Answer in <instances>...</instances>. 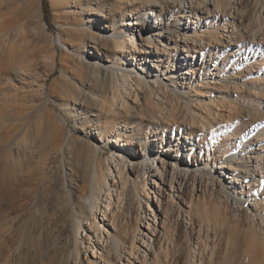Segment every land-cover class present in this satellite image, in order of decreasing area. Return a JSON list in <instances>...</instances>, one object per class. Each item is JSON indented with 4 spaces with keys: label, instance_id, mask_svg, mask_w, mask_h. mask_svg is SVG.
<instances>
[{
    "label": "bare ground",
    "instance_id": "bare-ground-1",
    "mask_svg": "<svg viewBox=\"0 0 264 264\" xmlns=\"http://www.w3.org/2000/svg\"><path fill=\"white\" fill-rule=\"evenodd\" d=\"M63 1L67 4L70 0ZM120 1L121 0H113L114 3ZM102 2L103 0H95L94 2L91 0H78L77 2H73L74 8L76 6L75 9H80L81 11L87 7L92 9L88 18L90 24L87 25L83 23L81 26L89 30L88 38L92 41L90 42L92 45L90 48L95 50L100 57L95 56V53H93L94 57H88L86 61H78L81 65L80 70L74 71L71 78L75 77L80 83L82 95L80 92L75 93L73 91L72 99H80L84 113L89 114V109L93 110L100 106L98 105V101L104 99L108 92H112V98L115 99V93H118L121 88L125 89L126 85L132 88V83H129L131 80V66H136L138 63L139 69L145 70L146 65L151 63V57L146 55L151 54L149 49H152V55H157L152 62H166L167 65L164 72H168L169 70V73H171V71L175 69L174 66H177L178 69L181 70L184 65H187L188 67L186 66L184 74L189 75L190 72V76L194 77L196 74L194 70L201 71L202 69H206V72L199 75L198 81L196 80V82L191 83L187 92L179 90L174 91V89L170 88L171 86H168L170 89L166 91L168 94L165 101L163 100L158 103L160 106L159 114H162V121L167 123V128L163 129L162 138L155 140V145L158 148L157 153H153L151 147H146L143 154L136 152L131 153V158H140L144 161L141 165V168L147 167L146 171H144V176L148 174L147 178L152 181V189L157 187V194H159L161 188L155 179H158L164 186L168 187L170 194L172 192L175 194L174 190L179 188L176 193L178 192L180 194L176 197L182 204L188 206L187 213L188 216H190L189 221L191 223L193 222L192 212L193 209L196 208L197 212L203 216V218L202 216L199 218L201 223L205 222L208 226L212 223L215 227L214 236H218L220 240L222 236L226 235V232L230 231L226 228L227 212H222V204H224L223 208H228L227 204L229 202L237 204L239 209L242 208L240 209L242 212L251 209L254 214L264 219V87L262 86L260 88V86H258L264 79L257 74L258 76L256 77L257 80L255 83H258V85L254 87L255 83L249 85V83H247L248 81L246 82L248 78L247 75L242 74L243 78L240 77L239 82H236L227 75L213 74L209 70L211 63H207L208 67L206 68L207 65L203 54H201L200 62L197 64L200 67L196 69L195 67H191L193 64L189 63L186 59L189 57L191 59L195 58L191 53V49H196V47H198L197 49H199V51L202 50V47H205L206 50L208 47L212 46L216 48L220 47L222 57L227 58L231 62H238L241 58L243 62L239 64L240 68L244 72H253V68H255L253 65L255 64V59L252 57V43L255 39L260 37V43L264 44V41L262 42L264 34L260 32L264 25V0H145L146 3L153 5L149 8V11L152 10L150 14H155L154 22L151 26L152 29L154 28L151 30L152 32H147L145 19L139 16L137 17L142 20H140V23H137L138 25L131 22L129 18L125 19V24L122 25H117L118 21H113L110 25L107 24V21L110 20L111 11L113 10L110 9L108 12L105 11ZM232 12L234 13L233 15ZM203 15H213L211 30L197 33L194 29L193 33L188 36L187 23H189L191 19L200 21ZM253 15L255 17L254 23L256 22L260 28V30L258 28V32L248 29L250 25L249 22L253 18ZM235 20L239 22L237 28H235ZM250 28H253V26ZM68 33L72 34L71 32ZM185 34L189 39L184 37ZM137 36L141 37L140 40L147 42L146 49L135 45L133 38H137ZM225 37H228L229 40L223 43L222 41H225ZM205 39L207 41H205ZM189 40L191 41L189 42ZM245 40H248V42ZM167 42L173 43L170 47L175 50V54L167 53L166 48L169 47L163 45ZM177 43L182 44L180 50ZM159 46L162 48L160 49ZM111 50L112 52L114 50L119 56L121 64L117 61L111 63L108 60L102 59V57ZM245 50L246 52H244ZM207 51L208 56L211 50L208 49ZM259 51L264 52V48L263 50L260 48ZM179 52L186 53L185 57L179 56ZM234 52L236 54H234ZM160 54L162 56L168 55L172 58L165 57L160 60ZM249 54L252 55V58L250 57V59L253 60L252 62H250L248 57ZM7 62L0 64V71L2 73L5 72L10 81H16L19 84L18 89L23 90L21 91L23 93L27 87L25 82L29 78V74H31L32 64L28 65L26 63L28 62V58H25L21 63H18L19 61H12L8 64ZM263 62L264 60L258 63V65L264 64ZM9 69H11L10 73L8 72ZM50 71L51 70H49V72ZM118 74H120L121 81L117 79ZM231 75L232 78L236 79L233 73ZM135 76L137 79H135L134 83L137 88H144L151 94L153 86L144 85L143 87V77L139 74ZM170 78L173 79L174 74H172ZM207 79H210L213 83L210 84ZM43 80H45V78ZM155 80L158 82L160 79L156 77ZM83 81L90 84L86 91L84 90L85 82ZM199 81L200 84L198 83ZM8 83L12 84V82ZM108 83H111V85L109 86ZM114 83L116 85H114ZM117 83L119 84L117 85ZM39 86L43 88V85ZM196 86H199L202 92L195 90ZM229 86L231 88L233 87L232 89L235 88V90L244 89V94L246 93L250 98L248 99L246 97L244 98V96L237 95L235 98L231 99L230 105L227 104L228 99L226 96H217V92H227L226 90L229 89ZM39 90L42 91V89ZM169 92H173V94ZM238 92L239 91H237V93ZM14 94L16 96V93ZM40 94H43V91ZM171 96H174V98ZM182 96H186L190 99L193 98L195 102L194 106L184 101ZM238 96L240 98H238ZM19 97L22 99L24 96L22 95ZM181 100L185 102H183L185 105L181 104ZM218 102L220 105H217ZM33 107L34 106H32V108ZM75 116L77 117L78 115ZM1 121L5 122V120ZM22 123H17L18 125L15 123L13 126L16 130L14 132L18 134L16 136L13 135L14 137L11 136L13 137L11 140L8 135L7 137L9 139H7L5 134H0L6 137L2 139L1 137L3 136H0V148H2L0 156L2 155L4 158L3 169L7 170V167L11 165H13V168L12 166L11 168L14 169L15 164L17 165L18 163H15V161L21 160L19 157V149L22 147V151H30V160H35L36 167L34 169H29V171L27 170V172H24L26 171L24 169L23 171L20 170V174L6 171L0 175V264H97L96 260L87 256V253L93 252V254H95V247H97L98 241L101 240L99 237V234H101L100 224L105 221L106 217H109L110 222H112V225L116 228V232L109 233L110 237L106 238V242H109V250L102 256V259H104V263L102 262L103 264H106V261L107 264H160L161 261L154 248L156 243L161 245L163 237L164 239L167 238L170 244H173V247L176 248L173 239H170L171 236L168 224L166 225L168 216L166 215V207H163L162 211H158L159 209H155L154 207L156 215L152 216L153 221H158V225H154V227L151 226L145 212H140V201L142 198L140 194L144 193L146 198L149 195L145 180L141 183L135 179L129 180L130 185L128 190L126 189V192L121 191L122 193L117 195L116 211H113V208L110 210L112 205L111 194H109V198L106 199L105 197L108 203L104 204L102 207V192L104 186L107 185V174H104V171L99 165V151L91 147L92 154H87L89 157L86 155V157L79 156L78 159H80V162L78 161V167L80 166L79 168L81 170L79 171L81 176L75 179L71 176V173L68 172L67 185L65 182L60 184L55 179L58 176L55 175L56 177H54L53 171L50 174L52 169L51 167H47V161L49 159H47V161L45 160V163L43 161V159L47 158L48 154L45 158L46 154L44 155L43 150L39 151V146L42 144L36 147L38 152L36 151L37 153L35 155V149H33L35 147L33 144L36 146L38 142L34 143L36 140L32 142L30 137L29 139L31 141H28L26 135H28L31 130L26 134L28 125H22ZM2 124V127L6 129L7 127L4 124L7 123ZM49 124H51L50 121ZM92 126L90 122L88 126L83 127L85 130H91ZM2 127L0 128L2 129ZM9 127L12 126L10 125ZM79 129L80 127H76L74 131L70 130L68 138L66 139L64 136L62 140L56 133V135L50 137L49 143L51 147L56 151L64 152L62 150L64 149L63 144L65 139L67 143L73 140V132H79ZM166 130L168 133H172V136H168L167 139H165ZM24 131L26 134L25 136H23ZM176 133H178V135H176ZM9 135H11V133ZM179 135L180 139L188 141V146H186L185 149L186 152L185 150L181 151ZM47 137L49 138V136ZM117 141H121V138H117ZM46 146L48 145H45L44 148H46ZM66 146L64 145V147ZM5 149H8L10 152L12 150L15 154H18L15 155L18 157L17 159L15 157L13 163L11 162L12 160L10 163L7 162L9 161L7 155L8 151L3 152ZM45 151H47V149ZM46 153H48V151ZM54 153L56 154L55 151ZM97 153L98 155H96ZM158 153L161 154L160 157L157 156ZM90 155H92V157H90ZM116 156L117 151H113L112 160L115 159V167H118L116 174L118 175L120 185L125 187L128 179L127 174H124L126 166L125 162H123V158H126V156L120 155V158ZM2 157H0V159ZM25 157H27V155H24V158ZM170 158L173 162L172 173L169 174L166 165ZM183 158L186 159L184 164L187 166V170L181 168ZM11 159H13V157ZM20 162L22 164V161ZM215 163L217 165H215ZM21 164L19 163L18 165L22 166ZM23 164H25V162ZM45 165L47 168L44 167ZM45 168L49 170L47 171ZM127 168L128 172L136 174V179L139 177V173L136 170L137 166L132 165L129 167L128 165ZM177 168L179 169L178 173L175 172ZM105 171H108L109 175L113 173L108 166ZM75 172L76 171H74V175H76ZM249 172H252L254 176L252 179L245 180L246 176L247 178L248 176L250 177L251 174ZM212 174H216L218 179L212 178ZM220 176L224 180H221ZM79 183L82 185L80 184L79 186ZM207 183L210 184L208 186L212 191L210 196L215 194L213 189L215 188L214 190H216L219 199L217 205L213 203L211 199L207 200L205 196L198 197L197 201H193L194 194H197V192L202 193L203 190L204 192L207 190ZM244 183L245 188L248 186L245 192L243 190ZM89 184L91 185L90 195L88 194L90 188ZM140 185H142V187H140ZM108 190L112 192L117 190L115 182L108 187ZM77 192H80V195H77ZM186 192L190 193V201H185ZM152 194L155 195V197L157 195L155 192H152ZM123 197H125V199ZM83 198H87L85 203L82 201ZM168 198H170V195H168ZM123 200H125L124 206L120 207L123 204ZM133 200L136 201L137 208L134 213L135 219L132 223L130 213L133 208ZM146 203H148V200H146ZM157 203L158 208L162 206L160 205L162 202L159 197L157 198ZM149 211L153 213V210ZM157 212H162L164 215L163 220L157 219ZM100 213H102V221L97 222V214L99 215ZM85 214L86 217L83 218ZM159 214L160 213H158V215ZM83 219H85L86 223L83 222ZM243 223L244 219L242 217V222L240 224L243 225ZM144 224L147 225V228L145 229L144 227L143 230ZM156 226L158 228H156ZM237 229L229 232L230 234L223 244L221 243L224 239L219 241L218 244L215 242L214 245H210L209 247L206 239L202 238L205 241L203 240L204 246H201L197 240L192 246L194 252L192 258L194 259V257L197 256L198 264H264V242H261L263 244H261V246H255L256 244H252V241L256 239L250 237L253 239H251L250 242L248 241V239L250 240L248 237L246 240L240 238L244 240V242L246 241V244L247 242L250 243L247 244L248 246L245 251L243 250L239 253V250H234L235 241L239 239V234H241V230L239 228ZM191 231L193 233V228H191ZM82 232H85L84 237H82ZM151 233L156 236L152 244L149 243L151 238L149 235H151ZM93 235L96 237V246L95 243L92 242ZM141 247L144 249L141 250ZM147 247H150V256L149 253H147ZM252 247L254 249H251ZM163 250L167 257L170 252L168 246L165 245ZM81 255L86 256L85 263L81 262ZM177 261L176 264H184L187 260L182 262L183 257L179 256Z\"/></svg>",
    "mask_w": 264,
    "mask_h": 264
},
{
    "label": "rangeland",
    "instance_id": "rangeland-1",
    "mask_svg": "<svg viewBox=\"0 0 264 264\" xmlns=\"http://www.w3.org/2000/svg\"><path fill=\"white\" fill-rule=\"evenodd\" d=\"M74 1L77 2L78 0H70L68 1L67 4L63 0H0V64L6 63L7 61L8 64H10L12 61H19L18 63H21L25 60V58H28V62L26 63L28 65L32 64L33 66L31 69V74H29V78L25 82L27 86L25 88L26 91L24 90L23 93L21 92L23 90L18 89L19 84L16 81H10L7 78L5 72L2 73L0 71V121L5 120V122L4 121L0 122L1 123L0 127H2L3 125L2 123H7L4 125L7 127L6 129L8 131V132L6 131L5 127H2L3 130L0 128L1 130L0 134L3 133L6 135V137L8 135V137H10L11 140L14 137L13 135L16 136L18 134L17 132H14L16 131L13 128L15 123L16 125H18L23 122L24 124L22 123V125L32 126V127L27 126L29 130L28 129L26 130V134H28L30 130L32 132L30 131L31 133L29 132V134L26 135L24 131L23 136L26 135L28 141L32 140L33 142L36 140L34 143L38 142L36 146L33 144V146L35 147L33 148L35 149L34 151L35 155L38 152L37 151L38 149L36 147L39 146V144H42L39 146V151L43 150L44 155L46 154L45 158L47 154L49 156V157L47 156L46 159H43V161L45 163L47 159H49L47 161V167H51L52 169L50 171V174L53 171L54 173L53 176L54 177L58 176L55 179L60 184H63V182H65L66 185L68 182V176H67L68 172L71 173V176L75 179L76 177L81 176V173L79 171L81 170L79 168L80 166L78 167L79 165L78 161L80 160L78 159L79 156L86 157L87 154H92L91 147L97 149L99 151V156H98L99 165L104 171V174H107V185L104 186V190L102 192L103 195L102 207L104 204L108 203V200H105V197L107 199L109 198L108 197L109 194H111L112 205L110 210H112L113 208V211H116L117 195L122 193L121 191L126 192L128 190L130 185L129 180L135 179L139 183L145 180V182L147 183L146 189L149 191V195L146 198V195L144 196V193L140 194L141 197L143 198V199L141 198L140 201L141 204L140 212H145V215H147V219L150 221L151 226L154 227V225H158V221L157 220H156L157 222L155 220L153 221V217H152L153 215L154 216L156 215V211H154V207L155 209L156 208L159 209L158 211L160 210L162 211L163 207L164 208L166 207L167 209L166 215H168L166 225L168 224V227L170 229L169 230L171 236L170 239L171 240L173 239V243H175L176 245V248L173 247V244H170L169 240L167 238L164 239V237L161 243L162 246L159 243L158 244L156 243L155 248L154 247L153 248L158 253L159 259L161 261L160 264H176V262H178L177 259L179 256L183 257L182 262H185V260H187L186 261L187 263L185 262L184 264H189V263L198 264L197 256H195L194 259L192 258L194 256L192 246L193 244H195L197 240L199 241V244H201V246L204 244L203 242L204 239H206V242L209 244V247L210 245H214L215 242L216 244H218L219 241H222V239L224 240L222 241V243L221 242L220 243L223 244L227 240V237L230 234L229 232L237 228L241 230L242 235L239 234V239L235 241L234 250H239L238 251L239 253L242 252L243 250L245 251L246 247L248 246L247 244L251 242L252 238L256 239V240L252 239L253 240L252 244L254 245L256 244L255 246L257 245L261 246V244L264 242V219L254 214L251 209H247L242 212V210H240L242 208L239 209L237 207L238 206L237 204H232L229 202L227 204L228 208H223L224 204H222L221 206L222 212L223 213L227 212L226 228L230 231L226 232L225 233L226 235L222 236V239L220 240L218 236H214V228H215L214 225L210 223V225L208 226L205 222L204 223L202 222L203 223L202 224L199 219L201 218L202 215H200L197 212V209L194 207H193L194 209L192 208L193 224L189 221L190 216H188L187 213L188 206L182 204V202H180V200L176 197L178 194H180L178 192L176 193V191H178L179 188L177 190L176 189L174 190L175 194L173 192L170 194L168 187L164 186L158 179H155L157 180V184H159L161 188L159 194H157L158 192L157 187H155V189H152V181H150L149 178H147L148 174L144 176V171H146L147 169V167L141 168V165L144 163V161H142L140 158H133V159L131 158V153L136 152L139 154H143L144 149L146 147H151L153 153L154 152L155 154L157 153L158 148L155 145V140L162 138L163 129L167 128L166 127L167 123L162 121L163 118L162 114H159L160 106L158 105V103H160L163 100L165 101V98L168 94V92L166 91H169L168 89L170 88L174 89V91L179 90L182 92H187L189 86H191V83L196 82V80L198 81L199 75L202 74L203 72H206V69L204 70L202 69L201 71L194 70L196 73L194 77L190 76V72L189 75L184 74L187 65L186 66L184 65L182 67L183 69L181 70H179L177 66H174L175 69L174 71H171V73H169V70L168 72H164L167 65L166 62L165 61L152 62V60L153 61L155 60L157 55L154 54L152 55V49H149L151 51V54H146V55L151 57L150 58L151 63L146 65L145 70L144 69L140 70L138 67V63L136 66H131V80L129 83L130 84L132 83L133 85L132 88H130V86L128 85L125 86V89L121 88V90L118 91V93H115V99L112 98V92H108L107 96L104 99H100L98 101V105L100 106L94 108L93 110L89 109L90 112L89 114L84 113L80 99L78 98L72 99V95L74 92L75 93L80 92L82 95V87L80 83L76 80V78L75 77L71 78V76L74 71L80 70L81 65L79 64L78 61H86L88 57H94L93 53H95V56L98 57H100V55H98L95 50L90 48L92 46L90 42L92 41L91 39L88 38L89 30L81 26V24L83 23H86L87 25L90 24V22H88V18L90 16V12L92 11V9L90 7H87L82 11L80 9H75L76 6L74 8V3H73ZM91 1L94 2L95 0H91ZM43 2L47 4V8L49 11L48 17H45L44 14ZM102 6L104 10L107 12L110 9L113 10L111 11L110 20L107 21L108 22L107 24L109 25L112 24L113 21H118L117 25L125 24V19L127 18L131 19V22H133L134 24L136 23V25H138L137 23L138 22L140 23V20L145 19L147 32H152L151 30L154 29V28L152 29L151 26L153 25L155 14L154 13L150 14L152 10L149 11V8H151L153 5L146 3L145 0H121L120 2L117 3H114L113 0H103ZM233 14L234 13L232 12V15ZM137 16L141 17L142 19L138 18ZM46 18L49 20V24H47ZM254 18L255 17L253 15V18L251 19L252 21L250 20L249 22V24L252 25L253 28H250L252 26L248 24L249 25L248 29H250V31L255 30L256 32H258L260 28L256 22H255L256 24L254 23L255 20ZM229 20L232 19L230 18ZM212 21H213V15L211 16L203 15L202 20L200 21L191 19L190 22L187 23L188 36H190L193 33L194 29L196 30L197 33L205 30L207 32L210 31ZM235 25H236L235 28H237L239 25V22L236 20H235ZM68 32H71L72 34ZM260 32L264 34V25L262 26V31ZM188 36H186L185 34L184 37L189 39ZM259 38L260 37L255 39L252 43L253 56L251 54L248 55L249 59L251 56L255 59L254 60L255 64H253L255 68H253V72H244L240 68L239 64L243 62L241 61V58L238 62H231L227 58L222 57L220 53L221 50L220 47L218 48L214 46L208 47L207 50L209 49L211 50V52H209V55L207 56L208 51L206 50L205 47H202L201 48L202 50L199 51V49H197L198 47L194 46L196 47V49H191V53L195 56V58H193L195 61L190 57L186 59L189 63L193 64V66L191 67H195L196 69L197 67H200L197 64L200 62L199 60L201 58L200 57L201 54H203L205 56V61L207 65L206 68L208 67L207 63H211L209 70L213 74L216 73V74L227 75L229 78L231 77L230 79L236 82L237 81L239 82L240 77L243 78L242 74L247 75L248 78L246 79V82L248 81L247 83H249V85H252L257 80L256 78L258 76L257 74L262 76L264 79V64L258 65V63L264 60V52L259 51L260 48L261 50H263L264 44L260 43ZM140 39L141 37L138 36L137 38L136 37L133 38V41H135V45L137 47H143L146 49L147 42H145L144 40L142 41ZM228 40H229L228 37H225V41L223 40L222 42L223 43L226 41L228 42ZM190 41L191 40H189V42ZM205 41L207 40L205 39ZM245 41L248 42V40ZM263 41L264 38L262 39V42ZM172 44H173L172 42L171 43L167 42L164 43L163 45L169 47L166 48L167 53L175 54V50H173L170 47ZM177 44L180 50L182 44L181 43H177ZM129 47L131 48L130 45ZM159 47L160 49L162 48L161 46ZM244 52H246V50ZM185 54L186 53L184 52H179V56H183V58L185 57ZM234 54L236 53L234 52ZM165 57H169L170 59L172 58L168 55L167 56L161 55L160 60L164 59ZM102 59L108 60L111 63H115L117 61L119 64H121L119 60V56L116 54V52H114V50L113 52L112 50L110 52H107V54L104 55ZM252 61L253 60L250 59V62ZM10 70L11 69H9L8 71L9 73L11 72ZM49 70H51L50 71L51 73L49 72ZM232 73L234 74L236 79L232 78L231 75ZM136 74H139L141 77H143L144 79V84L142 85L143 87L144 85H148L151 87L153 86V90L151 94L148 92V90H145L144 88L142 89L137 88V86L134 83L135 79H137L135 76ZM172 74H174L173 79L170 78ZM117 76H118L117 79L121 81L120 74H118ZM156 77H159L160 79L158 80V82L155 80ZM44 78L45 80H43ZM207 80L210 84L213 83L210 79ZM8 82H12V84ZM198 83L200 84V81ZM118 84L119 83H117V85ZM39 85H43V88H40ZM89 85L90 84H87V82H85V86H84L85 91L88 89ZM108 85L110 86L111 83H108ZM114 85L116 84L114 83ZM257 85L258 83H255V86L254 85L253 86L256 87ZM168 86L171 87L168 88ZM258 86H260V88L262 86L264 87V80H262L261 84H259ZM232 88L229 86V89L226 90L227 92H220V93L217 92V96H226V98L228 99L227 104H229L231 102V99L235 98L237 95L244 96V98L246 97L248 99L250 98L249 96L246 95V93L244 94V89L241 90L239 88L241 90L240 91V90H235V88L234 89ZM39 89H42L43 94H40L42 91ZM195 90H197L198 92H202L200 91L201 89L199 86H196ZM237 91L239 92L237 93ZM14 93H16V96ZM169 93L173 94V92H169ZM22 95L24 97H22L21 99V97L19 96ZM239 96L238 98H240ZM182 97L184 101H187L188 103L194 106L195 102L193 98L190 99L187 98L186 96H182ZM172 98H174V96ZM184 101H182L181 103L182 105H185ZM217 105H220V103L218 102ZM32 106L34 107L32 108ZM75 115L78 116L76 117ZM49 121L51 122V124H49ZM90 122L93 125L91 127L92 129L85 130L83 126H88ZM80 123L82 126L80 125ZM10 125L12 127H9ZM76 127H80L79 132H73V140L67 143L66 139L69 136V131L70 130L74 131ZM51 131L52 133L53 132L55 133L52 134ZM9 132L11 133V135H9L10 134ZM56 133L57 135L60 136L61 140L65 136L66 138L65 142L67 144L64 142L63 148L67 151L63 149L62 151L64 152H59L51 147L49 143L50 137L56 135ZM165 133H166L165 139H167L168 136L169 137L172 136V133H168L167 130L165 131ZM176 135H178V133H176ZM47 136H49V138ZM6 137L3 136L1 138L5 139ZM8 137L7 139H9ZM29 137L31 138V140L29 139ZM178 137H179V143H181L179 144L181 147V151H183L186 149V146H188L187 144L188 141H185L184 139H180V135ZM117 138H121V141H117ZM43 144L44 146L48 145L49 148L48 146L44 148ZM64 145L65 146L67 145L69 149L67 148V146L64 147ZM22 148L19 149V157L21 159L19 161L17 160L15 161V157L16 159L18 157L15 155L18 154H15L14 151L11 150L10 152L8 151V149L3 150V152L8 151L9 153V154L7 153L9 158L8 159L9 161L7 162L10 163V161L12 160L11 161L12 163L13 161H15V163L17 162L18 163L17 165L15 164L14 169H12L13 165H11L12 168L11 166H9L7 167V170H4L3 169L4 158L1 155L0 157L2 158L0 159V175L5 173L6 171H11L12 173L20 174L21 171H23V169L26 170L24 172H27V170L29 171V169H34L36 167L35 160L34 159L30 160L29 157L30 151L29 150H25L26 152L22 151L21 150ZM1 149L2 148H0V152ZM46 149L48 153H46L47 152L45 151ZM54 151L56 152V154L57 153L58 154L56 155ZM113 151H117V156H116L117 158H120L119 157L120 155L126 156V158H123V162H125V166H126V169L124 170V174H127V179H128V182L126 183L125 187H122V185H120L118 175L116 174L118 167H115L116 166V164L114 163L115 159L112 160ZM52 153L55 155H53ZM10 154H12L13 156ZM9 155L11 158L13 157L14 160L11 159ZM24 155L25 156L27 155L28 158L27 157L24 158ZM96 155H98V153ZM157 156L160 157L161 154L158 153ZM90 157H92V155H90ZM185 160L186 159L183 158V163L181 164L182 166L181 168L187 170V166L184 164ZM20 161H22V164ZM24 162L25 164H23ZM172 162L173 161L171 158L167 161L166 169L167 171H169V174L172 173ZM19 163L22 166L18 165ZM128 165L129 167L132 165L137 166L136 170L139 173L138 174L139 177L137 179H136V174H131L130 172H128V168H127ZM215 165L217 164L215 163ZM107 166L111 169V171H113L111 175H109L108 171H105ZM159 166H160V162H159ZM44 167H46V165ZM76 168L78 169V171ZM178 170L179 169L177 168L175 172L178 173ZM74 171H76L75 172L76 175H74ZM250 174H251L250 177L248 176L247 178L246 176L245 180L253 178L254 174H252V172ZM212 178L218 179V176L216 174L215 175L212 174ZM221 180L224 179H222L221 177ZM114 182L116 184L117 190L113 192L109 191L108 187L112 185ZM80 184L81 183H79V186ZM208 185L210 184L207 183V190L205 192L203 190L202 193L197 192V194H194L193 201H197L198 197L205 196L207 200L211 199V201L217 205L219 199H218V195L216 194V190H214L215 189L214 188L213 192L215 194L210 196L212 191L209 189ZM244 185L245 183L243 184V190L245 192L247 191L248 186L247 188H245ZM89 187L90 188L88 194L90 195L91 194L90 184ZM140 187H142V185H140ZM152 192H155L157 194L156 197L155 195L152 194ZM79 193L80 192H77V195H80ZM168 195H170V198H168ZM158 197L160 201L164 203V204L160 203V205L162 206H159V208L157 203ZM185 197H186L185 201L186 200L190 201L189 192H186ZM123 198L125 199V197ZM146 200H148V203H146ZM82 201L85 203L87 201V198L85 199L83 198ZM124 202L125 200H123V204L120 207L124 206ZM135 206H136V201L133 200V208L130 213V218L132 223L134 222L135 219L134 213L137 208V206L136 207ZM149 210H153V213ZM158 213L160 214L158 215ZM84 217H86V214L83 215V218ZM157 217H158L157 219L159 220L164 219V215L162 214V212H157ZM242 217L244 219L243 225L240 224L242 222ZM101 219H102V213H100L99 215L97 214V222L102 221ZM83 222L86 223L85 219H83ZM101 224H100L101 234H99L101 240L98 241L97 247H95V254H93V252L87 253V256H89V258L93 260H96L97 264L104 263V259H102V256H104L109 250L108 248L109 242H106V238L110 237L109 233L116 232V228L114 227V225H112V222H110L109 217H106L105 221ZM144 227L146 229L147 225L146 224L143 225V230ZM156 228L158 227L156 226ZM191 228H193V233L191 231ZM252 228L255 230V232ZM84 235L85 232H82V237H84ZM152 235H153L152 233L151 235H149L151 236L149 242L150 244H152L153 240L156 238V236L154 235L152 236ZM247 237L248 238L252 237V238H250L249 240ZM92 238H93L92 242L95 243L96 246V237H94L93 235ZM240 238L242 239L244 238L245 240L248 239V241L250 242H247L246 244L245 243L246 241L244 242V240ZM165 245L168 246V249L170 251L167 256L168 259L163 250L165 248ZM209 247L208 250L210 252ZM254 248L252 247L251 249ZM142 249L144 248L141 247V250ZM147 253H149L150 256L151 253L150 247H147ZM146 256L149 257L148 255ZM185 258H189L190 260ZM85 259H86L85 255L80 256L81 262L85 263Z\"/></svg>",
    "mask_w": 264,
    "mask_h": 264
},
{
    "label": "trees",
    "instance_id": "trees-1",
    "mask_svg": "<svg viewBox=\"0 0 264 264\" xmlns=\"http://www.w3.org/2000/svg\"><path fill=\"white\" fill-rule=\"evenodd\" d=\"M43 9H44L45 17H48L49 16V11H48V8H47V4L45 2H43ZM46 22H47V24H49V20L47 18H46Z\"/></svg>",
    "mask_w": 264,
    "mask_h": 264
}]
</instances>
